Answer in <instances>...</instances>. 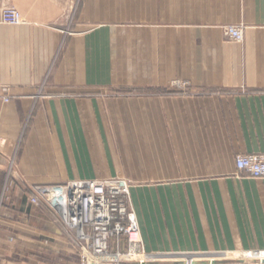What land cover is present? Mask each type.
I'll return each mask as SVG.
<instances>
[{
  "label": "crops",
  "instance_id": "1",
  "mask_svg": "<svg viewBox=\"0 0 264 264\" xmlns=\"http://www.w3.org/2000/svg\"><path fill=\"white\" fill-rule=\"evenodd\" d=\"M6 8L25 23H0V264H79L32 189L110 178L132 186L148 264L264 253V180L235 166L264 153V0Z\"/></svg>",
  "mask_w": 264,
  "mask_h": 264
},
{
  "label": "built area",
  "instance_id": "2",
  "mask_svg": "<svg viewBox=\"0 0 264 264\" xmlns=\"http://www.w3.org/2000/svg\"><path fill=\"white\" fill-rule=\"evenodd\" d=\"M0 23L18 26L24 19L18 10L6 8L0 13ZM225 34L236 43L244 41L242 25L225 28ZM235 166L239 174L264 180V153L237 155ZM31 203L45 205L63 231L73 237L80 264H143L134 259L140 255L142 241L137 221L129 210L130 189L125 180H78L65 185L35 186ZM122 237L128 243V252L112 250V241ZM234 264H264V261Z\"/></svg>",
  "mask_w": 264,
  "mask_h": 264
},
{
  "label": "rangeland",
  "instance_id": "3",
  "mask_svg": "<svg viewBox=\"0 0 264 264\" xmlns=\"http://www.w3.org/2000/svg\"><path fill=\"white\" fill-rule=\"evenodd\" d=\"M4 10V9H3ZM24 23H25V21H24ZM227 28V27H226ZM122 94V96L123 95H128V92H124V93H121ZM120 179H123V180H125L127 183H128V181L126 180V179H124V178H120ZM128 185H129V189L131 190V188H132V186L128 183ZM129 210H130V212H131V214L132 215H134V217H135V219H136V221H137V216H136V213H135V210H134V207H133V203H132V199H131V194H130V203H129ZM137 224H138V221H137ZM139 226V225H138ZM139 235H140V239H141V241H142V247H141V249H140V251H139V256H145V255H147V254H149V253H147L146 251H145V249H144V243H143V240H142V237H141V233H140V229H139ZM114 244H117V240H113L112 241V243H111V248H112V250H114ZM128 244V243H127ZM125 252H128V248L126 249V251ZM150 255H153V254H150ZM156 256V255H155ZM158 256V255H157ZM264 257V253H256V254H251V255H249V256H247V259H245V260H247V261H250L251 260V258L253 259V260H257V261H259V262H261ZM170 261H167V260H156V261H153V262H150V264H163V263H169ZM136 262H133V263H130V264H135ZM149 263V262H148ZM226 263V262H225ZM79 264H80V261H79Z\"/></svg>",
  "mask_w": 264,
  "mask_h": 264
},
{
  "label": "bare ground",
  "instance_id": "4",
  "mask_svg": "<svg viewBox=\"0 0 264 264\" xmlns=\"http://www.w3.org/2000/svg\"><path fill=\"white\" fill-rule=\"evenodd\" d=\"M145 256H138V257H135L134 259L136 261H138L139 263H143L144 264V263H147V262H145L146 261ZM262 261L259 262V261H256V260H250V262H258V263H262ZM180 262H185V263H188V264H196V263H199V262H190V261H180Z\"/></svg>",
  "mask_w": 264,
  "mask_h": 264
},
{
  "label": "water",
  "instance_id": "5",
  "mask_svg": "<svg viewBox=\"0 0 264 264\" xmlns=\"http://www.w3.org/2000/svg\"><path fill=\"white\" fill-rule=\"evenodd\" d=\"M176 264H188V263H185V262H176ZM202 264H218V262L217 261H212L211 263L203 262Z\"/></svg>",
  "mask_w": 264,
  "mask_h": 264
}]
</instances>
